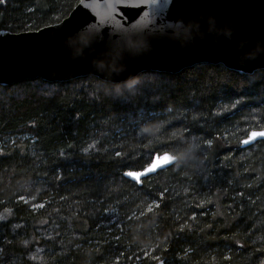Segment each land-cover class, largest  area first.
Instances as JSON below:
<instances>
[{
	"label": "trees",
	"instance_id": "trees-1",
	"mask_svg": "<svg viewBox=\"0 0 264 264\" xmlns=\"http://www.w3.org/2000/svg\"><path fill=\"white\" fill-rule=\"evenodd\" d=\"M80 1L5 0L0 33ZM134 79L120 94L93 76L0 86V264H264V141L241 147L264 129V70ZM157 150L178 162L124 177Z\"/></svg>",
	"mask_w": 264,
	"mask_h": 264
},
{
	"label": "water",
	"instance_id": "water-1",
	"mask_svg": "<svg viewBox=\"0 0 264 264\" xmlns=\"http://www.w3.org/2000/svg\"><path fill=\"white\" fill-rule=\"evenodd\" d=\"M132 4L140 7H125ZM177 24L183 29L164 27ZM152 28L156 30L149 31ZM84 32L99 40L81 46L76 41ZM200 64L222 65L246 75L264 70V0H159L155 5L149 0H83L58 24L0 33L1 87L23 80L61 83L87 76L121 84L143 73L178 74ZM259 141L264 138L241 147Z\"/></svg>",
	"mask_w": 264,
	"mask_h": 264
},
{
	"label": "snow or ice",
	"instance_id": "snow-or-ice-1",
	"mask_svg": "<svg viewBox=\"0 0 264 264\" xmlns=\"http://www.w3.org/2000/svg\"><path fill=\"white\" fill-rule=\"evenodd\" d=\"M83 2V0H81ZM150 3L153 5L157 4L159 0H149ZM0 3H5V0H0ZM125 7L128 8H138L140 7L139 5H125ZM139 15V12L136 13ZM84 23H87V21H84ZM65 29H69L71 27V21L69 22L68 25L64 26ZM143 27H147V22L143 25ZM164 27L167 28H172L175 27L178 31L183 29V26L180 24L177 25H164ZM155 28L149 29V31H155ZM99 40V36L91 33V32H84L83 34L79 35L76 43H79L83 47H88L91 45H94L97 41ZM130 47H137V45H132L131 42H129ZM119 58V53H117V60ZM117 60L113 61V64L117 63ZM101 69H104V65H100ZM115 70V69H113ZM140 84V81L137 79H130L127 80L124 83H121L115 87V92L117 94H120L122 89L123 90H128V91H134L137 90L138 85ZM240 101L237 100L235 103L232 104V107L235 108L237 104H239ZM195 119V117H194ZM257 137L264 138V130L262 131H253L250 133L248 139H245L242 141L244 144H248L251 141L255 140ZM119 156L120 153H117ZM176 160V157L170 155L168 152H164L163 155L159 154V151L157 150L156 152L149 153V160L146 165H144L140 170L138 171H126L123 173L124 176L130 178L132 181H135L137 183H142V178H147L150 176L152 173L156 172L158 169L164 168L165 166L172 164L175 166L174 161ZM23 199V197H21ZM159 206V205H157ZM39 207H43V205H39ZM151 210V209H150ZM3 249L0 248V252H2ZM34 259V257H33ZM157 259H159L157 257ZM160 264H163V261L160 262Z\"/></svg>",
	"mask_w": 264,
	"mask_h": 264
}]
</instances>
